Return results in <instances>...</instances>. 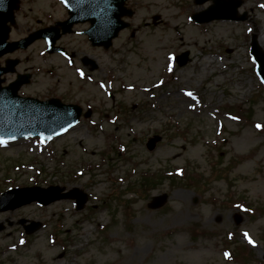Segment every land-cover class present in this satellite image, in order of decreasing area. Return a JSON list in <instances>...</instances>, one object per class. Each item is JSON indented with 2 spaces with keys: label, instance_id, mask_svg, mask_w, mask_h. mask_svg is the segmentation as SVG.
I'll return each mask as SVG.
<instances>
[{
  "label": "rangeland",
  "instance_id": "obj_1",
  "mask_svg": "<svg viewBox=\"0 0 264 264\" xmlns=\"http://www.w3.org/2000/svg\"><path fill=\"white\" fill-rule=\"evenodd\" d=\"M211 1L130 0L131 25L107 50L72 34L59 42L74 59L46 54L42 41L18 54L1 85L30 72L19 95L82 114L49 141L0 143V194L59 185L87 201L1 211L0 264H264V86L249 54L256 34L264 51V0H241V21L190 20ZM20 6L15 36L66 17L56 0ZM37 63L52 66L26 68ZM183 168L201 178L169 176ZM163 192L166 204L148 208ZM20 219L42 227L26 235Z\"/></svg>",
  "mask_w": 264,
  "mask_h": 264
},
{
  "label": "water",
  "instance_id": "obj_2",
  "mask_svg": "<svg viewBox=\"0 0 264 264\" xmlns=\"http://www.w3.org/2000/svg\"><path fill=\"white\" fill-rule=\"evenodd\" d=\"M64 1L70 7L72 20L70 19L66 25L65 22H61L59 24L68 26L73 22L89 20L91 28L87 32L90 35L89 37L92 44L103 45L105 48L110 46L111 39L117 35L118 31L126 26V23L121 20V17L125 14H130L123 7L124 0ZM203 1L204 0H196V2ZM239 4V0H214V4L210 6L208 10L201 13L196 20L203 22L214 18L243 19L242 16H238L236 14V9ZM53 30L57 31V26L49 29V31ZM63 32L66 31L63 30ZM6 36V32H0V55L5 52L3 46ZM55 39L56 36L49 40V48H51ZM49 50L52 51L54 49ZM251 52L256 57L258 62L257 69L264 79V53L259 50L255 42ZM4 71V68H0V75ZM22 82V80H17L5 89H1L0 87V139L5 138L2 134L7 129H11L10 134H14L15 132L13 131H23V128H26V132H23L22 135H39L42 138H49L64 131L66 128L77 122L81 109L76 105L64 106L57 99H51L49 102H38L31 98L18 97L16 95V91ZM29 105L44 108L47 112L44 117L37 116L34 113H31L32 109H28ZM59 116H61L60 119L62 121L56 123L55 120ZM39 123L41 124L40 126H38ZM36 124L38 125L34 126ZM54 189L56 191V195L53 198H60L64 196V194H59L60 189ZM167 198V193L153 196L151 201L148 203V207L152 209L159 208L165 204ZM85 200V197L77 198V207L81 208ZM23 202L25 201L18 202L17 204ZM34 229L35 228L29 229L28 232H31Z\"/></svg>",
  "mask_w": 264,
  "mask_h": 264
},
{
  "label": "flooded vegetation",
  "instance_id": "obj_3",
  "mask_svg": "<svg viewBox=\"0 0 264 264\" xmlns=\"http://www.w3.org/2000/svg\"><path fill=\"white\" fill-rule=\"evenodd\" d=\"M19 10L15 11V16H16V21L14 23V25L11 27V30H10V39L12 40H17V39H20L22 37H24L25 35H27L29 32H31L33 29L35 28H27V31H25V33L23 35H18V36H15L19 33H21L22 31H17L18 29V24H17V13H18ZM135 11V9H134ZM73 31L75 32V28L73 29ZM73 34V33H72ZM70 35V34H68ZM22 50H17L13 53H10V54H6L5 56H3L2 58H0V62L1 63H5L6 61L10 60V59H14V58H17L19 61H21V58H19L18 54L21 52Z\"/></svg>",
  "mask_w": 264,
  "mask_h": 264
},
{
  "label": "bare ground",
  "instance_id": "obj_4",
  "mask_svg": "<svg viewBox=\"0 0 264 264\" xmlns=\"http://www.w3.org/2000/svg\"><path fill=\"white\" fill-rule=\"evenodd\" d=\"M258 33V32H257ZM253 34H255V33H253ZM258 36H260V34L258 33ZM256 41H257V43L259 44V42L261 43V41H259V38L257 37V34H256ZM260 45V44H259ZM52 65H50V64H39V63H37V64H34V65H30V66H25L27 69H29V70H33V69H44V68H50ZM259 253H261V252H259Z\"/></svg>",
  "mask_w": 264,
  "mask_h": 264
},
{
  "label": "snow or ice",
  "instance_id": "obj_5",
  "mask_svg": "<svg viewBox=\"0 0 264 264\" xmlns=\"http://www.w3.org/2000/svg\"><path fill=\"white\" fill-rule=\"evenodd\" d=\"M189 95H191V93H189ZM259 127V126H258ZM5 141H3V140H0V143H4ZM251 242V241H250Z\"/></svg>",
  "mask_w": 264,
  "mask_h": 264
}]
</instances>
